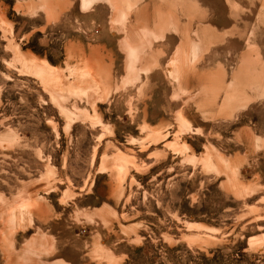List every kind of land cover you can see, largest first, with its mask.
I'll list each match as a JSON object with an SVG mask.
<instances>
[{
  "label": "rangeland",
  "instance_id": "374dc122",
  "mask_svg": "<svg viewBox=\"0 0 264 264\" xmlns=\"http://www.w3.org/2000/svg\"><path fill=\"white\" fill-rule=\"evenodd\" d=\"M0 264H264V0H0Z\"/></svg>",
  "mask_w": 264,
  "mask_h": 264
},
{
  "label": "crops",
  "instance_id": "0c3cea01",
  "mask_svg": "<svg viewBox=\"0 0 264 264\" xmlns=\"http://www.w3.org/2000/svg\"><path fill=\"white\" fill-rule=\"evenodd\" d=\"M182 120H184L183 118H181Z\"/></svg>",
  "mask_w": 264,
  "mask_h": 264
}]
</instances>
